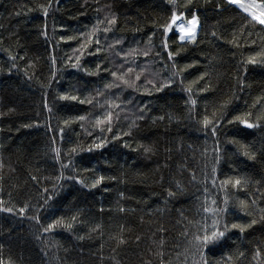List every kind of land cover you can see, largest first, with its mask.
Masks as SVG:
<instances>
[{"label":"trees","instance_id":"16d2710c","mask_svg":"<svg viewBox=\"0 0 264 264\" xmlns=\"http://www.w3.org/2000/svg\"><path fill=\"white\" fill-rule=\"evenodd\" d=\"M241 1L0 0V264H264Z\"/></svg>","mask_w":264,"mask_h":264},{"label":"snow or ice","instance_id":"6c2138e0","mask_svg":"<svg viewBox=\"0 0 264 264\" xmlns=\"http://www.w3.org/2000/svg\"><path fill=\"white\" fill-rule=\"evenodd\" d=\"M230 2L231 3H236V4H238V6L240 7V8H242L244 11H246V12H249L250 11V9H251V7H253V5H245V4H243V3H240V0H230ZM250 14H252L253 15V18L254 19H256V20H258V22L259 23H261V24H264V9H262L260 12H259V14H256V13H250ZM180 21V18L179 17H177L175 14H173V17H172V22L173 23H177V22H179ZM195 17H193V29H194V27H195ZM185 24L183 23V22H179V31L181 32V33H183L184 31H185ZM167 30V29H166ZM192 39H194V36L193 37H191ZM181 39H184V37L183 36H181ZM248 127H252V125H248ZM233 227H236V225H233ZM241 230H243V229H241ZM216 234L215 233H213V236H215ZM220 236H223V233L221 232L220 234H219ZM208 240V237H205V241H207Z\"/></svg>","mask_w":264,"mask_h":264},{"label":"rangeland","instance_id":"374dc122","mask_svg":"<svg viewBox=\"0 0 264 264\" xmlns=\"http://www.w3.org/2000/svg\"><path fill=\"white\" fill-rule=\"evenodd\" d=\"M230 1V0H229ZM240 3H242V2H240ZM235 4V3H234ZM253 11V10H252ZM256 14H259L258 12H255ZM195 23V22H194ZM176 25V24H175ZM186 27H185V31L183 32V33H181L180 31H179V24H177V26H176V29H177V31L179 32V35L180 36H183L184 37V39H182V40H192V38L191 37H193V36H195V34H196V30H197V26H196V23H195V27H194V29H193V21H191V22H189L187 25H185Z\"/></svg>","mask_w":264,"mask_h":264},{"label":"bare ground","instance_id":"6f19581e","mask_svg":"<svg viewBox=\"0 0 264 264\" xmlns=\"http://www.w3.org/2000/svg\"><path fill=\"white\" fill-rule=\"evenodd\" d=\"M253 8V7H252Z\"/></svg>","mask_w":264,"mask_h":264}]
</instances>
